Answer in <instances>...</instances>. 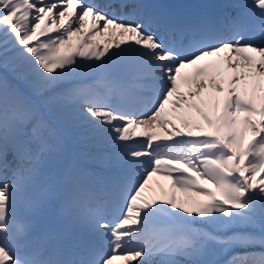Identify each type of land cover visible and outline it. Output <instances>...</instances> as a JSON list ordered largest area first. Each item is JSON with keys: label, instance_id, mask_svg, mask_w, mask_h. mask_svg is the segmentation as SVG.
Masks as SVG:
<instances>
[{"label": "snow or ice", "instance_id": "6c2138e0", "mask_svg": "<svg viewBox=\"0 0 264 264\" xmlns=\"http://www.w3.org/2000/svg\"><path fill=\"white\" fill-rule=\"evenodd\" d=\"M117 260L264 264V0H0V264Z\"/></svg>", "mask_w": 264, "mask_h": 264}, {"label": "rangeland", "instance_id": "374dc122", "mask_svg": "<svg viewBox=\"0 0 264 264\" xmlns=\"http://www.w3.org/2000/svg\"><path fill=\"white\" fill-rule=\"evenodd\" d=\"M74 43H75V39H74ZM77 151H79V149L78 148H75V150L72 153H75ZM153 179L156 180L155 182H157V183H160L161 182V178L159 176L158 177H154ZM168 184H169V182H168ZM177 196L180 197V198H185V194H183V193H177Z\"/></svg>", "mask_w": 264, "mask_h": 264}, {"label": "bare ground", "instance_id": "6f19581e", "mask_svg": "<svg viewBox=\"0 0 264 264\" xmlns=\"http://www.w3.org/2000/svg\"><path fill=\"white\" fill-rule=\"evenodd\" d=\"M225 71H226V70H225ZM116 264H119V263H118V260L116 261Z\"/></svg>", "mask_w": 264, "mask_h": 264}]
</instances>
